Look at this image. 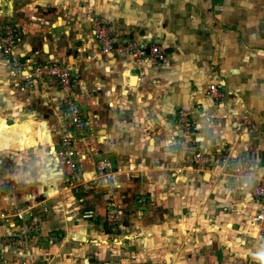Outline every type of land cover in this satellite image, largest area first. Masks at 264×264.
<instances>
[{
  "label": "crops",
  "instance_id": "obj_1",
  "mask_svg": "<svg viewBox=\"0 0 264 264\" xmlns=\"http://www.w3.org/2000/svg\"><path fill=\"white\" fill-rule=\"evenodd\" d=\"M94 17L108 22L107 54L92 33ZM4 24L19 33L14 55L23 72L44 62L71 67L87 121L77 142L86 155L81 170L94 173L113 154L117 184L137 163L151 177L121 191L128 207L130 190L146 198L133 206L145 212L122 218L125 232L103 229L102 197L96 216L85 219L83 198L59 187L61 90L53 78L15 88L10 59L0 54V117L8 122L1 113L10 108L14 122L0 131V264H264L252 183L218 168L243 156L264 173V0H0ZM127 43L159 45L166 58L134 62L119 52ZM211 84L220 98L205 94ZM187 120L189 132L181 128ZM19 137L35 142L7 150ZM187 140L216 166L203 175L179 167ZM25 222L31 229L21 233Z\"/></svg>",
  "mask_w": 264,
  "mask_h": 264
},
{
  "label": "built area",
  "instance_id": "obj_2",
  "mask_svg": "<svg viewBox=\"0 0 264 264\" xmlns=\"http://www.w3.org/2000/svg\"><path fill=\"white\" fill-rule=\"evenodd\" d=\"M91 23L92 33L98 40L101 54L111 52L112 39L107 20L102 17H94ZM18 40L16 30L12 26L4 24L0 27V54L10 59L8 71L10 83L17 89L26 90L32 89L41 80L53 78L62 92L63 107L59 116L58 134L59 144L63 147V163L70 171L71 181L69 182V186L72 188L75 184L85 183L87 180L97 181L101 185L103 182L118 185L115 180L113 167L107 158H104L97 164L96 172L91 173V175L81 170L82 161L85 160L86 155L78 150L77 142L83 136L87 121L73 95V75L71 67L56 62H48L35 64L30 71L27 73L23 72V67L13 55ZM119 52L129 54L134 62H156L161 64L166 58L163 48L156 44L136 45L135 43H127L119 48ZM207 93L211 98L218 99L221 97L218 84L209 85ZM201 158L197 154L193 159L197 162ZM227 167L231 169L234 176L240 178L245 177L251 181L252 196L261 204L260 211L254 220L259 225L260 231L264 232V173L258 175L253 163L243 156L233 159L231 162L229 161ZM128 176L129 173H127ZM19 218L22 219V216ZM107 220L109 223H114L115 214H109ZM30 229V225L24 224L21 233H27ZM5 239L11 244L21 245L23 242L21 238L14 239L5 236Z\"/></svg>",
  "mask_w": 264,
  "mask_h": 264
},
{
  "label": "rangeland",
  "instance_id": "obj_3",
  "mask_svg": "<svg viewBox=\"0 0 264 264\" xmlns=\"http://www.w3.org/2000/svg\"><path fill=\"white\" fill-rule=\"evenodd\" d=\"M10 26H12V25H10ZM13 28L16 30V27H13ZM16 33H17V36L19 38V33H18L17 30H16ZM16 44H18V42ZM13 55H14V52H13ZM44 63H48V62H44ZM37 64H39V63H37ZM59 64H61V63H59ZM64 65H66V64H64ZM73 74L74 73L72 71V75ZM208 86L205 89V94H207V96L209 97V94L207 93ZM42 110L44 111L45 109L43 108ZM11 111L12 110L9 108V109H4V112L1 113L2 115H4V117L7 118L8 122L6 121V119L0 117V131H2L5 128H11L14 125V122L12 123V121H13L12 118L13 117H11L10 115L8 116V114H10ZM14 113H15V111H14ZM42 113L43 112H41V114ZM8 117H10V118H8ZM24 118L25 117L21 118L20 120H23ZM37 119L38 120L39 119L44 120L42 118H37ZM2 121H4V122H2ZM182 124H183L182 127H181L182 129L185 128L187 132L191 131L193 122H191L190 120H187V121L182 122ZM51 133L54 134L55 131H51ZM50 140H52L51 134H50ZM54 141L57 142L56 141V137H55ZM34 142H35V140L33 138L26 137V138H21L20 139V137H19V139L17 141V144H15L16 147H13V148H10V149H7V150L25 151V150H27V148H25L24 145L26 144V145L31 146V144H33ZM51 142L49 141L48 143H51ZM59 145H60V147L57 148V152L58 153L60 152V154L63 156V154H62L63 147L61 146V144H59ZM35 146H33V147L35 148ZM38 148L41 149L42 152H45V151L48 150L47 148H49V146L48 145H43V146L39 145V147H36L35 150H39ZM29 149H32V148H29ZM183 149H184L183 153L185 151V155H183L184 159L181 158L179 167H183L184 169L192 171L194 175L195 174L196 175H200V174L203 175L204 172H209L208 170H210L212 167L216 166L213 163H211L210 158L208 156V153H205L200 148H198L195 144H193V142L191 140H187L186 141V147L183 148ZM14 153L16 154L17 152H14ZM55 153L56 152H55V149H54V153H53L54 157L58 156V154H55ZM51 154H52V152H51ZM197 154H199L202 158L199 161L196 162L195 159H193V158ZM32 157H34V156L32 155ZM58 157H60V155ZM188 158H190V159L188 160ZM233 159H236V158H233ZM233 159H229V161L231 162V161H233ZM54 161L55 160L53 159V156H52V161L50 160V162H54ZM59 162L60 161H58L56 165H57V175H58L59 180L61 182V179H62L61 178L62 177L61 172L62 171H60L61 170L60 168L62 167V164L59 163ZM228 162L227 163H224V162L219 163L218 164V168H219V166H220V168H223V166L227 167ZM51 164L53 165V163H51ZM185 167H187V168H185ZM66 168H68V167H66ZM66 168H65V172H64L65 173V176H64V179H63L64 182L59 187L64 188L66 186V187H68L69 189L72 190V192H73L72 194H74V196L76 198H79V197L83 198V201L81 202V204H83V205L85 204L86 210L82 213V215H83V217L85 219H87V218L89 219V218H91L93 216H96V211H95V204H97L96 198L102 197L103 200L105 201L104 204L102 203L104 205V213H103V225H104V228L103 229H106L108 232H111V233H114V234L115 233L119 234L122 231L125 232V227H123L122 218L128 219L132 214H135V215L139 214L140 211L145 212L144 208L140 209V208L136 207V209H135L133 207L137 203H139L140 205L145 203L146 198H145V194L144 193H136L134 190H130L131 194H128V192H127V195H129L128 199H127L128 203H129V207H128V205H126V200L124 199L125 197L123 196V193L121 192L122 189L127 187V186H128V188H130L131 185L141 184L142 182L146 181L147 175L149 177H151V175L148 174V171L146 170V167L142 163H137L135 165V168H133V169H131L129 171H127L128 169L120 171L119 172V175H120L119 177H120L121 180L120 181L117 180V181H119L118 185H112L110 183H104V182L101 185L97 181L87 180L85 183H77L71 188L69 186V182L71 181V179H70V171H69V168H68V170ZM184 169H183V171H184ZM34 170H35V167H32V170H29V172L33 173ZM113 171H114V168H113ZM178 172H182V171H178ZM224 172L225 173H232V171L229 168L224 170ZM127 173H129L128 177H127ZM89 175H91V173ZM115 178L117 179L116 176H115ZM229 178L231 179V177H229ZM68 179H70V180H68ZM88 179H89V177H88ZM131 180H132V183H130ZM101 181H102V179H101ZM63 190L66 191L65 189H63ZM59 193H60V190L56 194H59ZM250 195L252 196L251 188H250ZM109 214H115L114 223H109L108 222L107 218H108ZM25 224H27V223L25 222ZM23 241H24V239H23ZM112 242L113 241L111 239L110 243L112 244ZM122 242H124V241H122ZM124 243H126V242H124ZM112 247H116V246H114V244H112ZM123 248H125V247H123ZM148 248H150V247H148ZM146 251L148 252V249H146ZM149 251H150V249H149ZM126 253L127 252L124 251V253H123V255H121V257L125 258V259H128V257H129L128 254L129 253H127V255H124ZM137 256H138V254H137ZM141 258L145 259L144 256L139 255L138 259H141ZM160 258H161V253H159V254L156 253L154 255V259L153 260L157 261ZM142 263H144V262L140 261L137 264H142ZM149 263H151V261ZM144 264H146V263H144Z\"/></svg>",
  "mask_w": 264,
  "mask_h": 264
},
{
  "label": "water",
  "instance_id": "obj_4",
  "mask_svg": "<svg viewBox=\"0 0 264 264\" xmlns=\"http://www.w3.org/2000/svg\"><path fill=\"white\" fill-rule=\"evenodd\" d=\"M108 159H109V161L111 163V166L112 167H115L116 166V163H115V158H114L113 154H109L108 155Z\"/></svg>",
  "mask_w": 264,
  "mask_h": 264
}]
</instances>
